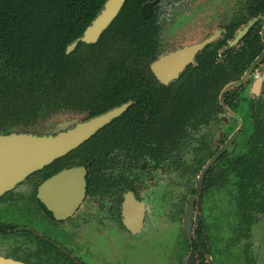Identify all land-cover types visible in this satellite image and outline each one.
I'll return each mask as SVG.
<instances>
[{
	"label": "flooded vegetation",
	"instance_id": "flooded-vegetation-1",
	"mask_svg": "<svg viewBox=\"0 0 264 264\" xmlns=\"http://www.w3.org/2000/svg\"><path fill=\"white\" fill-rule=\"evenodd\" d=\"M169 2L157 3L159 50L150 63L158 81L151 86L166 91L163 98L148 102L162 106L136 108L128 129L111 126L135 103L130 99L123 113L79 146L2 191L0 264H165L168 259L169 264H214L213 251L219 257L238 254L239 264H259L253 235L264 222V0L226 4L218 24V3L211 2L208 26L195 19L199 36L165 50L162 33L173 30L169 23L175 20L163 13ZM209 38L178 76L163 82L154 72L152 64L163 54ZM76 107L53 111L29 127L9 125L0 129V136L57 135L95 116ZM68 112L72 117L42 127ZM64 120L74 122L61 128ZM105 126L112 142L106 137L92 142ZM66 156L71 157L68 162ZM81 166V199L68 210L55 209L46 200L53 196L47 182L64 169ZM169 169L191 182L171 220ZM222 213L230 220L224 230L215 224ZM170 222L184 232L174 248L167 242ZM213 226L218 243L212 249Z\"/></svg>",
	"mask_w": 264,
	"mask_h": 264
},
{
	"label": "trees",
	"instance_id": "trees-1",
	"mask_svg": "<svg viewBox=\"0 0 264 264\" xmlns=\"http://www.w3.org/2000/svg\"><path fill=\"white\" fill-rule=\"evenodd\" d=\"M105 1L0 0V129L29 127L70 106L90 117L132 99L111 123L128 129L136 108L162 106L148 102L166 91L151 86L158 82L150 63L159 50V0H126L96 42L79 40L67 51ZM101 137L112 142L108 126L90 140Z\"/></svg>",
	"mask_w": 264,
	"mask_h": 264
},
{
	"label": "water",
	"instance_id": "water-1",
	"mask_svg": "<svg viewBox=\"0 0 264 264\" xmlns=\"http://www.w3.org/2000/svg\"><path fill=\"white\" fill-rule=\"evenodd\" d=\"M126 0H107L87 26L83 35L73 41L67 51L74 49L79 40L96 42L103 31L120 13ZM241 31L240 34H242ZM209 38L201 43H194L179 48L173 52L163 54L156 59L152 68L163 82L178 76L187 62ZM237 84V83H234ZM132 101L125 102L105 112L97 114L83 122H77L74 127L58 130L57 135H38L36 133H11L0 136V193L9 189L18 180L23 179L31 171L52 162L79 146L92 136L99 128L123 113ZM74 121L64 120L58 126L65 128ZM36 131L35 128L32 129ZM84 167L68 168L54 175L46 184V188L53 190L52 199L46 198L55 209L68 210L81 199L84 190ZM70 186L71 190H68ZM191 210V208H189Z\"/></svg>",
	"mask_w": 264,
	"mask_h": 264
},
{
	"label": "rangeland",
	"instance_id": "rangeland-1",
	"mask_svg": "<svg viewBox=\"0 0 264 264\" xmlns=\"http://www.w3.org/2000/svg\"><path fill=\"white\" fill-rule=\"evenodd\" d=\"M168 4L164 6V15L169 17L170 19H177V21H173L169 23V28H173V30L170 31L164 30L162 33L163 39V49H169L173 46L179 45L180 43H184L186 41H191L197 38L199 35L197 34L196 30V20L198 18L204 19L202 21V25L206 28L208 26V18L210 17V12L213 11L209 9L211 2H217L218 5H216L215 10V23L218 24L221 21V12L224 13L225 11V5L228 3H235L237 0H170ZM213 23L214 25H216ZM212 26V22H210ZM73 114L71 112L64 113V114H58L55 115L53 118L50 119V121L45 122L42 127L48 126L49 123H54L57 120H61L63 118H70ZM83 116V115H79ZM166 182L168 184V190H169V197H168V214H169V220H171V213L177 212V209H179V206L182 205V202L185 198V194L187 193V190L189 189V185L191 184L190 179L183 177L182 175L178 174L177 170L169 169L166 174ZM196 179L194 180L193 185L195 184ZM220 210V207L218 208ZM230 220L224 219L223 213L219 217V219L216 221V225L218 227H221L224 230V227L228 225V222ZM164 222V220L162 221ZM159 224H162L159 222ZM167 242L169 243V247H173L176 245V242L178 239L184 237V232L181 229V226L177 223H168L167 225ZM217 229L213 226L212 231L209 233V237L211 239V246L212 249L215 247L216 243H218V233ZM221 233V232H219ZM234 237V236H233ZM221 241V239H220ZM219 241V242H220ZM253 242H256V255H259V264H264V222H262L257 231L253 235ZM176 249V247H175ZM154 251V250H153ZM212 256L214 259V264H239L237 263L238 254L232 255L230 258L229 256H222L219 257V255L216 252H212ZM150 257V256H149ZM166 261V262H165ZM165 264H169L168 261L165 260Z\"/></svg>",
	"mask_w": 264,
	"mask_h": 264
}]
</instances>
